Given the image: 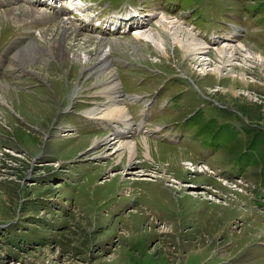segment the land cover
Returning <instances> with one entry per match:
<instances>
[{
  "label": "rangeland",
  "instance_id": "rangeland-1",
  "mask_svg": "<svg viewBox=\"0 0 264 264\" xmlns=\"http://www.w3.org/2000/svg\"><path fill=\"white\" fill-rule=\"evenodd\" d=\"M9 1L0 2V69L8 71L0 81L21 104L0 90V264H264V52L251 58L247 48L264 51V0H87L81 16L40 0ZM136 9L146 31L164 21L215 54L193 62L175 45L160 51L148 33L134 37L137 18L116 32L104 25ZM23 12L29 17L17 22ZM63 21L76 29L67 46L82 55L121 46L104 60L121 93L155 98L145 129L104 152L89 151L91 143L113 125L84 119L102 121L110 103L112 85L97 84L95 66L86 71L94 77L81 78L46 42L49 70L13 66L21 48L40 35L50 42ZM234 23L244 35L228 46L223 29ZM218 48L237 50L233 63L247 81L197 64L226 57ZM122 142L138 145L130 164L112 153ZM137 171L145 180L133 179Z\"/></svg>",
  "mask_w": 264,
  "mask_h": 264
},
{
  "label": "bare ground",
  "instance_id": "bare-ground-1",
  "mask_svg": "<svg viewBox=\"0 0 264 264\" xmlns=\"http://www.w3.org/2000/svg\"><path fill=\"white\" fill-rule=\"evenodd\" d=\"M0 2H1V0H0ZM2 2H4V1H2ZM47 2L52 3L53 6L56 4L58 5V3H59V2H57V0H47ZM61 4H62V2H61ZM65 4H67L68 7L73 8V6H72L73 4L68 3V2H64V5ZM31 12L34 13L33 16L36 15L35 10H32ZM9 13L10 12H5L4 15L6 16V18L11 19L10 16H7V14H9ZM23 13H24V15L21 14L18 17V19H16L17 22H19V21L23 22L26 18L29 17L28 12H26V13L23 12ZM67 13H70V12H67ZM81 13H82V11L80 12V14ZM134 18H135V16L132 17L131 19L130 18L129 19L133 20ZM158 21H160V20L156 21L157 24H160V28L159 27L157 28V26H156L157 24H156L155 25L156 28L154 27L153 29L146 31L147 29H146V25L144 24V22L136 19L135 23L133 22V24L143 23V25H142V27L137 28L136 29L137 31L135 30L136 33L134 34L135 35L134 37L136 39H139L141 36H143V35L145 36V34L148 33L149 35H147V37L150 41L153 40L156 43V49L158 48L161 51V48H163L164 52L166 49L168 51L172 52L173 45H175V48H174L175 52L180 51L183 54V55H181L183 60L190 59L193 62H197V59H199V57H202V55L212 54V56H213V54H215L214 52H211L210 50H208V48H205L203 46V41L201 43L197 39V37L195 35H193L191 32L189 33L188 31H186L182 27L179 29L177 27H174V29H170V27L168 26L167 23L165 24V23H163L164 21L163 22L162 21L158 22ZM75 30L72 27L68 26V24L63 21L62 25L58 26L57 35L50 42H47V39H44L42 35H40L39 39L38 38L33 39L32 43H29V45L26 46L25 48H21L20 51H18V53H16L14 55V61L12 60L14 65L12 63H11V65H13L15 67L14 69H17V67H20L21 69L22 68L26 69V67H29L31 69H35L36 68L35 66L40 67L41 65H45V68L47 70H49V67L51 66L52 62L50 63V61L48 59L44 58L41 55V51H43V49H45V47H44V45H42V43L44 44V42H46L47 46L46 45L45 46L47 48V51H48V53L53 54V59L56 61L67 60L71 66H73V67L77 66L78 70L80 69V71H78V74L80 73L81 78L86 79L89 76L91 78L94 77L93 73L86 74V71L88 69H91L92 66H95L94 69L93 68L92 69L97 71L98 73H100L99 74L100 76L96 79L97 84L100 85L104 82H109V84L112 85L111 91L113 90V92L110 91L107 94L108 97L110 96V98H109L110 103L107 104L105 110H103V111H102V109L99 110V111L103 112L101 117L104 119L102 121H100V119H99L100 117H96L97 119H91V122H96V125H100L99 122H106V123L108 122V123L112 124L114 127V128L112 127L111 132H110L111 134L109 136L93 138L92 143H91V149L89 151H93L95 154V151L100 150V151L104 152V151H106L107 147H109L111 144H113L115 142L119 143V140L121 141L122 138H124V137L128 138V136H130L129 132H135L136 130H139L141 132L142 130H144L145 125H144V120H142L138 123L131 120L127 110L123 109L124 105H122V103H121V99H122L121 89L122 88L120 85L121 83H119V81H118V74L115 71H112L110 69V66L108 67V63L104 62V60L106 58H108V56H109L110 49H112V51L115 50V48H117L119 50L121 46L119 47L118 44L108 46L109 49H107L103 54L100 53L101 49H100V47H98L99 49L95 55H93L91 53H87V54L84 53L82 55L83 52L81 53V51H75L74 47H72L71 45H70V47L67 46L68 40H70V38H75L74 37L75 36ZM169 31H172V32H169ZM77 34H76V36H77ZM43 39H44V41H43ZM136 39H134V40H136ZM71 40H73V39H71ZM159 43H160V45H162V47H160ZM228 44H229L228 46H231L232 43H228ZM205 46L208 47V45H205ZM247 48L249 49V51H251L249 54V55H251V58H256L258 52L259 53L264 52L263 50H260L257 47L256 48L255 47H253V48L247 47ZM226 49L225 48H218L217 49V51L220 53L225 52L224 55H227L226 57H219V56L213 57L214 59H212V61H211V59H208V60L202 59L203 61L199 62V60H198L197 64L201 67L204 66L205 64L212 65L214 67L213 68L214 75L216 77L223 78L224 80L229 78V79H231V81H247L244 77L245 72H242L243 67H240V69H239V66L233 63V61L237 58V55L235 52L237 50L234 49L235 51H233L230 48L232 51L227 53ZM44 52H42V53H44ZM134 52H135V50H134ZM98 53H100V54L98 55ZM44 54H46V53H44ZM212 56H211V58H212ZM47 57H49V56H47ZM247 57L248 56H244V59L247 60L248 59ZM205 61H210V62H205ZM236 70H238V71L236 72ZM0 90L8 96L15 95L16 100L21 104V101H20L21 96L16 92V90H13L12 88L9 87V85H7L5 83H2V81H0ZM122 92H123V90H122ZM55 93L57 94V92H55ZM115 103H116V105H115ZM93 109H94V105H93ZM94 110H88L86 112H89L90 115L92 113V115H93ZM94 120H99V121H94ZM107 125L108 124H106V126ZM110 127L111 126L108 125V128H110ZM141 143L143 144V145L142 144L141 145L144 146L146 149V155L149 156L150 155V146H151L150 141H148L147 139H143V140H141ZM120 144L121 145H119L118 148H115L114 149L115 151L112 152V153H116L117 162H118V160L123 159V156L126 155L127 163H129V164L132 163V159L134 157V154L138 150V145L135 142H133V143L122 142ZM154 145L157 146L156 144H154ZM151 151H152V149H151ZM121 155H123V156L121 157ZM202 164L204 166H206V168H207L206 163L203 162ZM182 166H183V164H182ZM131 174L134 177L133 179H144L145 173H143L142 171H137V172H132ZM237 182L241 183L240 181H237Z\"/></svg>",
  "mask_w": 264,
  "mask_h": 264
},
{
  "label": "flooded vegetation",
  "instance_id": "flooded-vegetation-1",
  "mask_svg": "<svg viewBox=\"0 0 264 264\" xmlns=\"http://www.w3.org/2000/svg\"><path fill=\"white\" fill-rule=\"evenodd\" d=\"M121 103H122V101H121ZM79 113H80V112H79ZM80 114H81V113H80ZM80 114H78V115H80ZM81 117H82V116H81ZM84 119H86L87 122H89V121L91 122V119H89V118H85V117H84ZM88 124H90V123H88Z\"/></svg>",
  "mask_w": 264,
  "mask_h": 264
},
{
  "label": "built area",
  "instance_id": "built-area-1",
  "mask_svg": "<svg viewBox=\"0 0 264 264\" xmlns=\"http://www.w3.org/2000/svg\"><path fill=\"white\" fill-rule=\"evenodd\" d=\"M199 164H200V163H199ZM201 164H202V163H201ZM201 164H200V165H201Z\"/></svg>",
  "mask_w": 264,
  "mask_h": 264
}]
</instances>
